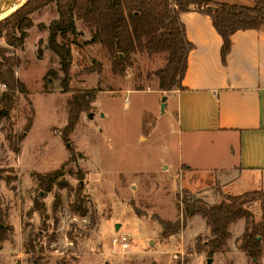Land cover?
<instances>
[{
  "label": "rangeland",
  "instance_id": "obj_1",
  "mask_svg": "<svg viewBox=\"0 0 264 264\" xmlns=\"http://www.w3.org/2000/svg\"><path fill=\"white\" fill-rule=\"evenodd\" d=\"M57 19L55 2L46 3L30 15L21 47L0 37V49L19 60L14 76L26 91L0 104L6 113L0 119V264H207L209 258L210 264H253L238 249L244 219L230 226L226 250L212 257L205 221L182 219L183 196L208 206L222 196L216 173L199 179L205 161L217 156L204 139L181 146L182 157L190 155L199 170L175 174L178 136L170 99L167 111L161 108L166 94L155 74L165 57L133 55L125 76H114L100 45L89 44V30L75 21L74 34L62 41L71 52L65 91L59 59L47 45V28ZM90 90L93 96L81 98ZM6 91L0 83V97ZM73 98L80 109L69 131L66 102ZM163 163L166 170H160ZM56 171L45 190L37 175ZM248 210L257 223L259 204ZM157 218L178 221L179 232L162 238ZM119 234L130 238L126 252L112 245ZM263 261L264 253L256 264Z\"/></svg>",
  "mask_w": 264,
  "mask_h": 264
},
{
  "label": "trees",
  "instance_id": "obj_2",
  "mask_svg": "<svg viewBox=\"0 0 264 264\" xmlns=\"http://www.w3.org/2000/svg\"><path fill=\"white\" fill-rule=\"evenodd\" d=\"M53 1L56 4L58 19L52 21L47 28V45L59 59L60 71L63 74L60 85L65 91L71 52L62 41L66 35L74 34L75 21H80L89 30V44L100 45L114 76H125L133 55H163L165 65L155 74L158 89L164 93L171 91L183 78L187 55L192 49V45L186 39L184 25L180 21L182 13L196 11L209 17L222 40L220 51L222 64H225L230 51V38L233 33L240 30H264V0H256L251 7L215 3L211 0H28L0 22V37L4 36L8 45L15 44L21 47L27 35L26 30L32 27L30 15L39 7ZM14 32H17V37L14 36ZM37 55L39 57L42 55L40 47ZM18 65V59L6 56L5 50L0 49V83L7 90L0 97V104L4 106L10 100V94L26 92L23 84L14 76V68ZM97 66L99 72L100 64ZM95 92L96 90H90L82 94L81 98L93 96ZM66 107L67 126L71 131L76 124L75 118L80 107L74 98L66 102ZM5 115L6 113L0 110V119ZM144 125L142 122L143 134L147 132ZM58 173L56 171L44 176L37 175L41 187L48 190L50 182L56 179ZM74 203L76 204L71 207L78 213L80 205L77 207V202ZM254 203L259 204L261 213L257 223L248 210ZM179 204L183 220L199 215L205 221L210 233L207 241L209 257L226 250L230 226L237 220L244 219L245 225L239 238L238 249L253 264L261 258L264 253V193L222 195V200L212 206L187 194L180 199ZM157 222L162 229L160 234L162 238H169L181 228L178 221L171 223L157 218ZM3 240L1 237L0 241ZM199 248L196 243L197 252H200Z\"/></svg>",
  "mask_w": 264,
  "mask_h": 264
},
{
  "label": "crops",
  "instance_id": "obj_3",
  "mask_svg": "<svg viewBox=\"0 0 264 264\" xmlns=\"http://www.w3.org/2000/svg\"><path fill=\"white\" fill-rule=\"evenodd\" d=\"M211 1L251 7L256 0ZM180 21L192 49L183 78L165 93L164 109L170 99L179 145L175 174L199 170L190 155L182 157L181 146L184 140L194 146L204 139L217 156L209 160L213 163L205 161L208 169L199 179L216 173L219 196L264 193V30L233 33L222 64V40L209 17L188 11ZM166 169L161 164L160 170Z\"/></svg>",
  "mask_w": 264,
  "mask_h": 264
},
{
  "label": "built area",
  "instance_id": "obj_4",
  "mask_svg": "<svg viewBox=\"0 0 264 264\" xmlns=\"http://www.w3.org/2000/svg\"><path fill=\"white\" fill-rule=\"evenodd\" d=\"M112 245L117 246L122 252H126L130 248V238L126 234H119L111 239Z\"/></svg>",
  "mask_w": 264,
  "mask_h": 264
},
{
  "label": "water",
  "instance_id": "obj_5",
  "mask_svg": "<svg viewBox=\"0 0 264 264\" xmlns=\"http://www.w3.org/2000/svg\"><path fill=\"white\" fill-rule=\"evenodd\" d=\"M11 1H16V0H0V16L2 15V13L4 12V10L9 6V4L11 3ZM26 1L27 0H23V3H22V5L24 4V3H26ZM21 5V6H22ZM165 100H166V97H164L163 99H162V104H161V108L163 109L164 107H165ZM88 117H90V114L88 115ZM117 228V227H116ZM211 261H212V259L211 258H209V259H207V264H210L211 263Z\"/></svg>",
  "mask_w": 264,
  "mask_h": 264
},
{
  "label": "bare ground",
  "instance_id": "obj_6",
  "mask_svg": "<svg viewBox=\"0 0 264 264\" xmlns=\"http://www.w3.org/2000/svg\"><path fill=\"white\" fill-rule=\"evenodd\" d=\"M22 3H23V0L11 1L9 6L4 10L2 15L0 16V19L6 17V16L10 15L11 13H13L14 11H16L22 5Z\"/></svg>",
  "mask_w": 264,
  "mask_h": 264
}]
</instances>
